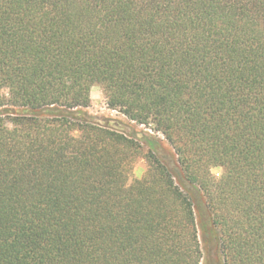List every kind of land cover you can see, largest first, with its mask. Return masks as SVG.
Segmentation results:
<instances>
[{
    "label": "trees",
    "instance_id": "obj_1",
    "mask_svg": "<svg viewBox=\"0 0 264 264\" xmlns=\"http://www.w3.org/2000/svg\"><path fill=\"white\" fill-rule=\"evenodd\" d=\"M204 262L264 264V0H0V264Z\"/></svg>",
    "mask_w": 264,
    "mask_h": 264
},
{
    "label": "rangeland",
    "instance_id": "obj_2",
    "mask_svg": "<svg viewBox=\"0 0 264 264\" xmlns=\"http://www.w3.org/2000/svg\"><path fill=\"white\" fill-rule=\"evenodd\" d=\"M88 113L98 121L105 119H113L118 122L126 123V119L117 111L111 109L109 102L100 86H94L91 90V107L88 109ZM135 131L144 139L136 138L143 146L142 155L137 157L129 167V184H133L135 181L143 180L148 173V161L145 158L147 154L152 150V146L147 141V137H150L156 141L161 142L166 151L171 152L170 146L167 144L162 135H157L151 132L145 127H136ZM127 132V131H126ZM78 135V133H76ZM223 171L220 168H214L212 174L215 178L219 179ZM203 264H206L205 262Z\"/></svg>",
    "mask_w": 264,
    "mask_h": 264
}]
</instances>
